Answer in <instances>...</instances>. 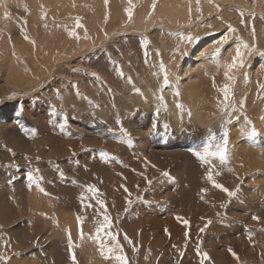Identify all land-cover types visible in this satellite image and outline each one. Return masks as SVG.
<instances>
[{"label": "rangeland", "instance_id": "obj_1", "mask_svg": "<svg viewBox=\"0 0 264 264\" xmlns=\"http://www.w3.org/2000/svg\"><path fill=\"white\" fill-rule=\"evenodd\" d=\"M59 1H9L5 11L10 16L5 23L10 24H0L4 44H0V264H121L116 257H124L126 264H264V174L248 153L264 139V66L260 80L258 77L254 86L249 85L251 66L264 60V0H228L225 6H214L212 0V4L209 0H175L181 3L172 8L188 11L182 24L157 16L166 6H162L164 0H131V18L125 11L129 0H108L107 7L105 0H66L69 4L63 0L67 4L63 9ZM140 12L146 16L137 24ZM15 13L17 17L12 16ZM44 33L48 40L41 43L38 36ZM225 35L227 42L220 44ZM247 37L249 41L244 42ZM239 40L249 48L239 47ZM229 44L245 53L243 66L232 69L231 80L225 79L224 71L234 56L221 63L222 67L210 66L213 76L205 71L203 82L200 80L203 96L206 94L208 103L216 98L203 107L212 112L205 126L195 124L189 96L179 99L183 104L175 110L179 122L172 117L167 99L161 105L154 100V107L146 105L149 96L145 94H153L151 89L163 85L165 73L168 82L182 85L176 76L181 58L199 46L204 48L203 58H217V50L222 54ZM23 45H31L40 57L32 63L20 52ZM12 57L19 78L8 85L5 68ZM225 85L230 94L227 109L222 104ZM250 89L257 90L258 101L251 106ZM220 95L223 99L216 97ZM235 128L238 140L246 138V149L230 138ZM224 133L228 151L226 162L221 163L211 154L220 150ZM206 153L205 163L201 157ZM209 167L219 173H212L214 181L236 192L235 197L230 199L211 186L206 179ZM88 187L96 191L88 192ZM39 197L47 202L51 198L53 207ZM105 213L111 227L97 233ZM253 216L259 219L253 220ZM84 235L89 237L85 249L80 247Z\"/></svg>", "mask_w": 264, "mask_h": 264}, {"label": "bare ground", "instance_id": "obj_2", "mask_svg": "<svg viewBox=\"0 0 264 264\" xmlns=\"http://www.w3.org/2000/svg\"><path fill=\"white\" fill-rule=\"evenodd\" d=\"M9 1H12V0H0V24H2V26H5V25H3V23H5V20H7V21H9L8 19H7V17L5 16V14H4V12H3V9H4V11L5 10H7L8 11V9H6V5L8 4V2ZM31 1V0H30ZM48 1V0H47ZM63 1V0H62ZM61 1V2H62ZM146 1H148V0H146ZM166 0H164V2H163V4H162V6L163 5H168L167 7L166 6H163L161 9H160V11H159V15H157V16H159V18L161 19H165L166 17H168V20H169V18H171L172 20L171 21H173L174 23L175 22H177V23H180L181 22V24H182V19H185V18H187V16H188V11L186 10V9H181V10H178L177 8H179V6L177 5L178 4V2L180 1H175V0H173V2H171L170 0L169 1H166ZM202 1V0H201ZM213 1V5L215 6V4L217 5H220V4H223V6H225V4L227 3V1L228 0H212ZM20 2H24V0L22 1V0H18V3H20ZM44 2V1H43ZM50 2V1H49ZM55 2V1H54ZM60 2V1H59ZM60 2V4L62 5L60 8H65V6L67 5V4H69V3H67L66 2V0H65V2L67 3V4H64V3H61ZM153 2V1H152ZM161 2V1H160ZM233 2H237V3H241V1L240 0H231V3H233ZM246 2V1H245ZM253 2V1H252ZM264 2V1H263ZM179 3H181V2H179ZM188 3H189V1H188ZM254 3V2H253ZM15 4V3H14ZM50 4H51V2H50ZM54 4V3H53ZM193 4H194V2H193ZM212 4V3H211ZM10 5V4H9ZM34 5V4H33ZM38 5V4H37ZM161 5V4H160ZM204 5H205V3H204ZM203 5V6H204ZM246 5V4H245ZM254 5H255V3H254ZM253 5V6H254ZM31 6V5H30ZM58 6V5H57ZM143 6H144V3H143ZM176 7L177 6V8H172V7ZM212 6V5H211ZM220 6H222V5H220ZM34 7V6H33ZM55 7V6H54ZM53 7V8H54ZM146 7V6H145ZM161 7V6H160ZM171 7V8H170ZM181 7V6H180ZM208 7H210L209 5H208ZM208 7H207V10H208ZM213 7V6H212ZM246 7H247V5H246ZM57 8V7H56ZM168 8H170V9H168ZM193 8V7H192ZM204 8H206V7H204ZM250 8V7H249ZM11 9H12V6H11ZM34 9V8H33ZM32 9V10H33ZM55 9V8H54ZM57 10V9H56ZM71 10V9H70ZM9 11H10V8H9ZM68 11V10H67ZM205 11V10H204ZM250 11V10H249ZM6 12V11H5ZM56 12V11H55ZM157 12H158V10H157ZM193 12V11H192ZM191 12V13H192ZM9 13V12H8ZM36 13H38V12H36ZM190 14V13H189ZM13 15H15L16 16V13L15 14H12V16ZM192 15V14H191ZM190 15V16H191ZM193 15H194V13H193ZM8 16H10V14H8ZM11 16V17H12ZM14 16V17H15ZM138 16V20H137V24H139V23H141L142 21H143V19H144V16H146L145 15V13H143V12H140V14H138L137 15ZM157 16H155V17H157ZM160 16H162V17H160ZM164 16H166V17H164ZM11 17L9 18V19H11ZM17 17V16H16ZM148 17H150V16H148ZM164 17V18H163ZM192 17V16H191ZM153 20H154V17L152 18ZM151 19V22H153V20ZM17 20V19H16ZM145 20V19H144ZM155 20H157V19H155ZM167 20V19H166ZM10 21H12V20H10ZM149 21V20H148ZM162 21H164V22H166L165 20H162ZM170 21V20H169ZM188 20H186V22H187ZM258 21V20H257ZM151 22H150V24H151ZM156 22V21H155ZM185 22V21H184ZM264 22V21H263ZM15 23V25H16V21L14 22ZM14 23H11L13 26H14ZM143 23V22H142ZM188 23V22H187ZM257 23V22H256ZM6 25L7 24H10V23H5ZM136 24V25H137ZM149 24V25H150ZM163 24V23H162ZM180 24V25H181ZM264 24V23H263ZM147 25V24H146ZM175 25V24H174ZM184 25V24H183ZM186 25V24H185ZM1 26V25H0ZM1 26V27H2ZM11 26V25H10ZM10 26H8L9 27V29H11L10 28ZM12 26V27H13ZM100 26V25H99ZM111 26V25H110ZM163 26H166V25H163ZM179 26V25H178ZM15 27V26H14ZM13 27V28H14ZM42 28H43V25L41 26ZM92 27V26H91ZM101 27V26H100ZM133 27V26H132ZM170 27V26H169ZM168 27V28H169ZM175 27H177V26H175ZM181 27H182V25H181ZM187 27V26H186ZM90 28V27H89ZM96 28H98L97 26H95V27H92V29H96ZM134 28H136V29H143V27H133V29ZM178 28V27H177ZM1 29V28H0ZM3 29H6V28H3ZM9 29L7 28L6 30H8L9 31ZM29 29V28H28ZM33 29V28H32ZM45 29V28H44ZM49 29V28H48ZM55 29V28H54ZM91 29V30H92ZM184 29V28H183ZM209 29V28H208ZM35 30V29H34ZM207 30V29H206ZM36 31V30H35ZM38 31V30H37ZM52 31V30H51ZM84 31V30H83ZM95 31V30H94ZM97 31H98V29H97ZM97 31H95V32H97ZM0 32H2V31H0ZM6 32V34L5 35H7V31H5ZM4 32V33H5ZM11 31H9V33H10ZM39 33H42L43 34V32H42V30L41 31H38ZM44 32H46V31H44ZM102 32V31H101ZM221 32V31H220ZM62 33V32H61ZM60 33V34H61ZM108 33V32H107ZM224 33V32H223ZM32 34V33H31ZM45 34L46 33H44V35H39L38 36V34H36V35H34V37L36 38L37 36H38V38L39 37H41V39H43L42 41H41V39H40V41H41V43L43 42V43H46L47 42V38H48V36L46 37L45 36ZM59 34V35H60ZM99 34V33H98ZM161 34V33H160ZM189 34V33H188ZM247 34V33H246ZM4 34H2V36H3ZM4 35V36H5ZM49 35H50V33H49ZM54 35V34H53ZM63 36V35H62ZM95 36V35H94ZM102 37L104 36V35H101ZM100 36V37H101ZM172 36V35H171ZM185 36V35H184ZM256 36H257V34H256ZM50 37V36H49ZM101 37V38H102ZM2 39L4 38V37H1ZM33 38V37H32ZM55 38V37H54ZM58 38H62L61 37V35H60V37H57V40H58ZM96 38H97V36H96ZM144 38V40H145V37H143ZM154 38V37H153ZM51 39V38H50ZM59 39V40H60ZM89 39V38H88ZM105 39V38H104ZM212 39V38H211ZM25 40V39H24ZM34 41H36L35 39H33ZM38 40V39H37ZM52 40V39H51ZM55 40V39H54ZM58 40V41H59ZM244 40V39H243ZM246 41H244V42H248L249 40H248V37H247V39H245ZM26 41V40H25ZM39 41V42H40ZM236 41V40H235ZM235 41H233V42H235ZM253 41V40H252ZM3 42V41H2ZM1 41H0V44L2 45L3 43H2ZM6 41H4V43H5ZM13 43H14V41H12ZM16 42H18L19 43V40L17 41L16 40ZM38 42V41H37ZM38 42V43H39ZM208 42V41H207ZM243 42V43H244ZM250 42H251V40H250ZM254 42V41H253ZM252 42V43H253ZM31 43V42H30ZM49 43H50V45L52 44V42L51 41H49ZM49 43H47V44H49ZM54 44H55V42H53ZM170 43V42H169ZM210 43H212V41L210 42ZM251 43V44H252ZM16 44V43H15ZM20 44V43H19ZM32 44H33V42H32ZM237 44L238 45H240L239 47H241V45H242V41H238L237 42ZM246 44V43H245ZM4 45V44H3ZM13 46H14V44H12ZM36 45V44H35ZM35 45H33L34 47H35ZM210 45V44H209ZM16 47H17V45H15ZM20 46V45H19ZM26 46V45H25ZM24 45H23V48L21 49V53L22 54H25L30 60H31V62L33 63L35 60H36V56L38 55V57H40L39 56V54H37V53H35L34 52V48L31 46V45H29L28 47H25ZM53 46H55V45H53ZM84 46H85V44H84ZM150 46V45H149ZM223 46H225V44L223 45ZM234 46H236V45H233V44H229V46H227L225 49L223 48V52H222V54H219V55H217V58L215 57V56H211V55H209V56H206L207 54H209V53H207L205 56L206 57H202V55L204 54V48H203V46H199L198 48H196L195 50H192L191 52H190V54H187V56L183 59V58H181V60H180V64L178 65V67L176 68V73H177V77L179 76V79L181 80V83H182V85L180 84V85H178V84H175L174 82H172V81H169L168 82V85L167 86H164V84L163 85H161V83H160V86H157V89H155V90H152L151 89V91H153V94L152 93H149V94H145V96L147 97V95L149 96V98H148V100H147V104L146 105H149V106H151V107H154V101H156V103H157V105H161L163 102H165L164 100H163V98H165V99H167V101H170L169 103V111L171 112V114H172V117L173 118H175V120L176 121H178L179 122V119H180V114H179V112H176L175 110H180V108H182V106H183V104H182V101H180L179 99H186V98H188V96H189V98L190 99H192V102H190V103H192V105L191 104H189V106H190V110H191V113H192V118L194 119V121H195V124H197V125H199V127H203V126H205L206 124H207V118L209 117V116H211L212 115V112H208V110H206V109H203V107L204 106H206V105H208V104H210V101L211 100H213L212 98H214V97H212L211 98V100L209 101V103H208V101H207V98L205 97V95L203 96V93H202V90H203V85H201V82H200V80L203 82V79H201L202 77H204L203 75L205 74V71L208 69L209 70V67L210 66H212L213 67V65H214V69L216 68L217 69V67L219 66H215V65H217V64H220L221 65V67L223 66L221 63H223L225 60H228V62H229V59L231 60V58L233 57V56H235V52H236V49H235V47ZM251 46V45H250ZM38 47H40V46H38ZM49 47H51V46H49ZM56 47V46H55ZM20 48V47H19ZM203 48V50L201 51V49ZM12 49V48H11ZM16 49H18V48H16ZM39 49H41V47L39 48ZM253 49V48H252ZM90 50V49H89ZM208 51V50H207ZM244 51V50H243ZM253 51V50H252ZM41 52H43V51H39V53H41ZM206 52V51H205ZM45 53V52H44ZM243 54H245V53H243ZM8 56H13L12 54H8ZM157 56V55H156ZM219 56V57H218ZM42 57V56H41ZM45 57V56H44ZM44 57H42V58H44ZM251 57V56H250ZM46 58V57H45ZM38 60V59H37ZM204 60H208V62L210 63V64H207ZM203 61H204V63H206L207 65H205V64H203ZM243 62H244V60H243ZM252 63H253V61H252ZM227 64V63H226ZM264 64V60H258V61H256L251 67L252 68H250V71H249V74H250V76H249V85H255L254 84V82H257V78L260 76V74H262L261 72H262V68H263V65ZM18 65H16V63H15V60H14V58L12 57V58H8L7 59V63H6V68H5V81H7V84L8 85H13V84H15V81L17 80V78H19V76H18V72H19V67H17ZM262 67V68H261ZM39 69H40V67H39ZM43 69H45V68H43ZM237 69H239V68H237ZM42 70V69H41ZM207 70V71H208ZM220 70V69H219ZM40 71V70H39ZM43 71V70H42ZM206 71V73H209V71H211V75L213 76V73H212V69L211 70H209L208 72ZM215 71V70H214ZM235 71V70H234ZM247 72H248V70H246ZM216 72V71H215ZM225 72V71H224ZM236 72V71H235ZM247 72H246V74H247ZM164 73V72H163ZM222 73L223 72H220V74H221V76L220 77H222L223 78V75H222ZM232 73V72H231ZM229 74H230V72H229ZM264 74V73H263ZM126 75V74H125ZM206 75H208V74H206ZM248 75V74H247ZM99 76V75H98ZM97 76V77H98ZM117 76V75H116ZM138 76V75H137ZM215 76H218V74L217 75H215ZM242 76V75H241ZM263 76V75H262ZM209 77H210V75H209ZM231 77V76H230ZM99 78V77H98ZM117 78V77H116ZM137 78H139V77H137ZM140 78H142V76L140 77ZM218 78V77H217ZM260 78L261 77H259V80H260ZM136 79V78H135ZM149 79V78H148ZM154 79H156L155 77H154ZM158 79V78H157ZM205 79H207V77L205 78ZM226 79V78H225ZM248 79V78H247ZM247 79H245V80H247ZM259 80H258V82H259ZM146 81H148V80H146ZM154 81V80H153ZM159 81V80H158ZM174 81V80H173ZM213 81V80H212ZM132 82V81H131ZM221 83H222V81H220ZM223 82H225V81H223ZM190 84L191 83V88H189L190 87V85H188V84ZM207 83H208V85H210L209 84V81H207ZM133 84V83H132ZM186 84L188 85V86H186ZM229 84V83H228ZM258 84V83H257ZM205 85H207L206 83H205ZM222 86H223V84H222ZM217 87H219V85H217ZM247 87H248V85H247ZM256 87V86H255ZM210 88H212V87H210ZM222 88V87H221ZM221 88H220V90H221ZM239 88V87H238ZM249 88V87H248ZM208 89V88H207ZM206 89V90H207ZM246 89V88H245ZM215 90H217V89H215ZM238 90H241V89H238ZM251 91H250V94H249V106H251V105H253L255 102H258V101H256V96H257V93H256V91H254V90H252V89H250ZM218 91V90H217ZM234 91V90H233ZM242 91V90H241ZM207 92V91H206ZM209 92H210V90H209ZM222 92V91H221ZM240 92V91H239ZM212 93V92H211ZM217 93V92H216ZM220 93V92H219ZM223 93V92H222ZM249 93V92H248ZM178 94V95H177ZM214 94V93H213ZM221 94V93H220ZM238 94V93H237ZM236 93H235V95H237ZM214 95H216V94H214ZM213 95V96H214ZM218 95V94H217ZM223 95V94H222ZM222 95H220V97L219 96H216V97H218L219 99L221 98V96ZM240 95V94H239ZM242 95V94H241ZM244 95V94H243ZM211 97V96H210ZM214 99H216V98H214ZM221 99H223V98H221ZM154 100V101H153ZM186 100H188V99H186ZM218 100V99H217ZM190 101V100H189ZM214 101V100H213ZM212 101V102H213ZM219 101V100H218ZM246 101V100H245ZM222 102V101H221ZM220 102V103H221ZM146 103V102H145ZM216 103V102H215ZM214 103V104H215ZM220 103H218V104H220ZM230 103V102H229ZM166 104H168V103H166ZM179 104V108L178 109H176L177 108V105ZM222 104H224L223 102H222ZM246 104H248V103H246ZM258 104V103H257ZM144 105V104H143ZM211 105V104H210ZM209 105V106H210ZM248 106V105H247ZM208 107V106H207ZM214 107V106H213ZM211 107H209V109H210ZM248 108V107H247ZM145 109V108H144ZM149 109V108H148ZM249 109V108H248ZM214 110V109H213ZM220 110V109H219ZM256 110H258V109H256ZM259 110H260V107H259ZM177 113V114H176ZM227 113V112H226ZM251 113V112H250ZM170 114V115H171ZM260 114V113H259ZM184 115V114H183ZM187 115V114H186ZM171 117V118H172ZM181 117H182V115H181ZM214 118V117H213ZM238 118V117H237ZM259 118V117H258ZM181 119H183V118H181ZM192 119V120H193ZM209 121V120H208ZM236 121V120H235ZM238 121V120H237ZM150 122V121H149ZM177 122V123H178ZM263 122H264V120H263ZM170 123H171V121H170ZM169 123V124H170ZM262 123V122H261ZM158 124V123H157ZM250 124V123H249ZM263 124V123H262ZM148 126V125H147ZM183 126V125H182ZM188 126V125H187ZM264 126V125H263ZM133 128V127H132ZM138 128V127H137ZM143 128V127H142ZM181 128V127H180ZM180 128H178V129H180ZM251 128V127H250ZM204 130H205V128H203ZM236 129V128H235ZM263 129V128H262ZM130 130H132V129H130ZM136 130V129H135ZM146 130V129H145ZM177 130V129H176ZM237 130V129H236ZM143 132V131H142ZM147 132V131H146ZM206 132V131H205ZM238 130L237 131H234V132H232V136L230 137L231 139H232V141H235V143H236V145H237V142L236 141H238L239 143H242L241 145H243V147L246 149V146H247V141H246V138H242V139H240V140H238L236 137H235V134L236 135H238ZM240 132V131H239ZM243 132V131H242ZM137 133H139V135H143V134H140V132H137ZM165 133V132H164ZM172 133V132H171ZM148 134V133H147ZM146 134V135H147ZM242 134V133H241ZM208 135V134H207ZM200 136V135H199ZM196 137V136H195ZM203 137H205V135L203 134ZM202 137V138H203ZM242 137H243V135H242ZM134 138V137H133ZM197 138V137H196ZM207 138V137H206ZM229 138V137H228ZM149 139V138H148ZM155 139V138H154ZM190 139V138H189ZM204 139V138H203ZM199 140V139H198ZM201 140V139H200ZM207 140V139H206ZM205 140V141H206ZM145 141V140H144ZM148 141V140H147ZM150 142V141H149ZM148 142V143H149ZM249 142V141H248ZM159 143V142H158ZM189 144V143H188ZM205 144V143H204ZM228 144V143H227ZM231 144V143H230ZM229 144V145H230ZM255 144V143H254ZM199 145V144H198ZM228 145V146H229ZM246 145V146H245ZM138 146V145H137ZM232 146V145H231ZM234 146V145H233ZM249 146H251V145H249ZM156 148V147H155ZM191 148V147H190ZM253 148V147H252ZM255 151L254 150H248V153H249V155H250V158L252 159V161H254L255 163H256V165H257V167H258V169L259 170H261V173L262 174H264V139L263 140H260L258 143H257V145L255 146ZM122 149V148H121ZM214 149V148H213ZM158 150H159V148H158ZM217 150V149H216ZM145 151V150H144ZM151 151V150H150ZM192 151V150H191ZM193 151H195L194 149H193ZM212 151H214V150H212ZM211 151V152H212ZM228 151V150H227ZM230 151V150H229ZM257 151V152H256ZM121 152H122V150H121ZM188 152V151H187ZM197 152H198V150H197ZM205 152V151H204ZM149 153V152H148ZM159 153H161V151L159 152ZM164 154V153H163ZM172 154V153H171ZM174 154V153H173ZM208 154V153H207ZM242 154V153H241ZM244 154H246V153H244ZM121 156H123V155H121ZM148 156V155H147ZM169 156V155H168ZM183 156V155H182ZM195 156V155H194ZM201 156V155H200ZM208 156V155H207ZM243 156H245V155H243ZM196 157V156H195ZM212 157V156H211ZM146 158V157H145ZM150 158H152V157H150ZM243 159V158H242ZM256 159H258V160H256ZM150 160V159H149ZM153 161H154V159H152ZM239 160V159H238ZM158 161H160V160H158ZM183 161V160H182ZM211 161V160H210ZM209 160H208V162H210ZM247 161V160H246ZM250 161V160H249ZM146 162V161H145ZM200 162V161H199ZM239 162H242V160L241 161H239ZM193 163V162H192ZM195 163V162H194ZM211 163V162H210ZM243 163V162H242ZM254 163V164H255ZM148 164V163H147ZM156 164V163H155ZM214 165V164H213ZM212 165V166H213ZM104 166V165H103ZM142 166H144V164L142 165ZM146 166V165H145ZM180 166V165H179ZM183 166V165H182ZM185 166V165H184ZM190 166V165H189ZM207 166V165H206ZM147 167V166H146ZM153 167V166H152ZM210 167H211V164H210ZM210 167H209V169H210ZM227 167V166H226ZM242 167V166H241ZM180 168V167H179ZM203 168V167H202ZM201 168V169H202ZM212 168V167H211ZM215 168V167H214ZM218 168V167H217ZM115 169V168H114ZM146 170H147V168H145ZM149 169V168H148ZM150 169H152V168H150ZM242 169V168H241ZM248 169V168H247ZM178 170V169H177ZM195 170V169H194ZM207 170V169H206ZM237 170V169H236ZM258 170V171H259ZM145 171V170H144ZM174 171V170H173ZM181 171V170H180ZM197 171V170H196ZM200 171V170H199ZM204 171V170H203ZM209 171V170H208ZM211 171H212V169H211ZM213 171H214V169H213ZM216 171V170H215ZM223 171V170H222ZM240 170H238L237 171V173L239 172ZM124 172V171H123ZM146 172V171H145ZM176 172V171H175ZM198 172V171H197ZM206 173H207V171H205ZM217 172H218V169H217ZM227 172V171H226ZM225 172V173H226ZM180 173V172H179ZM178 173V174H179ZM195 173V172H194ZM205 173V174H206ZM211 173H213V172H211ZM260 173V172H259ZM153 174V173H152ZM217 175L215 172L213 173V175ZM107 175V174H106ZM180 175V174H179ZM182 175V174H181ZM196 175V174H195ZM200 175V174H199ZM208 175V174H207ZM214 175V176H215ZM237 175V174H236ZM261 175V174H260ZM79 176V175H78ZM201 176V175H200ZM205 176V175H204ZM77 177V176H76ZM123 177V176H122ZM158 177V176H157ZM195 177V176H194ZM197 177V176H196ZM207 177V176H206ZM220 176H216V178H219ZM222 178H223V176H222ZM261 178V177H260ZM187 179V178H186ZM183 181V180H182ZM181 181V182H182ZM220 181V180H219ZM86 182V181H85ZM184 182H186V181H183L182 183H184ZM201 182V181H200ZM186 184V183H185ZM199 184V183H198ZM206 184V183H205ZM211 184V183H210ZM221 184V183H220ZM194 185V184H193ZM97 186V185H96ZM175 186V185H174ZM197 186V185H196ZM204 187H205V185H203ZM211 186H212V184H211ZM195 187V186H194ZM170 188H172V187H170ZM177 188V187H176ZM206 188H208L207 186H206ZM205 188V191L207 192V190L208 189H206ZM36 189V188H35ZM197 189H199L198 191L201 193V189L200 188H197ZM202 189H204V188H202ZM211 189H213V187L211 188ZM210 188H209V190L210 191H212ZM171 190V189H170ZM178 190V189H177ZM176 190V191H177ZM39 191V190H38ZM173 191V190H172ZM189 191V193H190V190H188ZM192 191V190H191ZM33 192V191H32ZM205 193V192H204ZM168 194V193H167ZM171 194V193H170ZM170 194H168V196L170 195ZM259 194H261V193H259ZM173 194H171L170 196H172ZM210 195V194H209ZM217 195V194H216ZM221 195V194H220ZM257 195H258V193H257ZM31 196V195H30ZM30 196H29V198H30ZM103 196V195H102ZM166 197L165 196V198H169V197ZM259 196V195H258ZM46 197V199H48L47 198V196H45ZM84 197V196H83ZM106 197V196H105ZM162 197H164V196H162ZM211 197V196H210ZM226 197V196H225ZM261 197H263L262 195H261ZM37 198V197H36ZM35 198V199H36ZM91 198V197H90ZM99 198V197H98ZM182 198H184V197H182ZM204 198H206V197H204ZM42 198H40L39 197V199L38 200H41ZM201 199V198H200ZM183 200V199H182ZM37 201V200H36ZM36 201H34V203L36 202ZM47 202V200H44V199H42V202ZM29 202H31L32 203V201H29ZM51 202V198H50V201L48 200V202H47V204L46 205H48L50 208L51 207H53V204H52V202ZM90 202V201H89ZM38 203V202H37ZM39 204H41L40 206H42V203H41V201H40V203H38V205ZM175 204V203H174ZM43 205H44V203H43ZM187 205L189 206L190 204H188L187 203ZM209 205V204H208ZM29 206V205H28ZM33 206V205H32ZM31 206V207H32ZM173 206V205H172ZM171 206V207H172ZM197 206V205H196ZM38 207V206H37ZM43 207H46V206H43ZM43 207H41V208H43ZM185 207H186V205H185ZM209 207H211V206H209ZM34 208H36V207H34ZM29 209H30V207H29ZM37 209V208H36ZM35 209V210H36ZM38 209H39V207H38ZM184 209V208H183ZM52 210H54V209H52ZM189 210V209H188ZM256 210V209H255ZM42 211V210H41ZM40 211V212H41ZM165 211V210H164ZM167 211V210H166ZM191 211V210H190ZM38 212V211H37ZM45 212H46V210H45ZM52 212V211H51ZM186 212H187V209H186ZM49 213V212H48ZM70 212H66V214L68 215ZM256 213V212H255ZM40 214V213H39ZM52 214V213H51ZM42 215V214H41ZM50 215V214H49ZM169 215V214H168ZM30 216V215H29ZM52 216V215H51ZM71 216V215H70ZM177 217V216H176ZM69 218V216H67L66 217V219H68ZM72 218H73V216H72ZM31 219H32V217L30 218V221L29 222H31V223H33V221H31ZM152 219V218H151ZM40 220V219H39ZM43 220V219H42ZM42 220H40V221H42ZM150 220V219H149ZM50 222H52V221H50ZM175 222H176V220H175ZM37 223V222H36ZM45 223V222H44ZM53 223V222H52ZM73 223H75L74 221H71V224H72V226L74 225ZM35 224V223H34ZM47 224V223H46ZM71 224L69 225V227L71 226ZM32 225V224H31ZM36 225V224H35ZM38 225V224H37ZM43 225V224H42ZM65 225H66V223H65ZM65 225H62V226H65ZM67 225H68V223H67ZM86 225V224H85ZM235 226H236V224H234ZM41 226V225H40ZM58 226V225H57ZM228 226V225H227ZM35 227V226H34ZM65 227H67V226H65ZM74 227V226H73ZM33 228V227H32ZM36 228H37V226H36ZM41 228H43V227H41ZM46 228V227H45ZM44 228V229H45ZM59 228V227H58ZM75 228V227H74ZM34 229V228H33ZM32 229V230H33ZM37 229H40V228H37ZM84 229V228H83ZM229 229V228H228ZM232 229V228H231ZM234 229V228H233ZM49 230V229H48ZM58 230H60V229H58ZM87 230H88V228H87ZM143 230H148V229H143ZM29 230L27 229V232H28ZM40 231H41V229H40ZM52 231V230H51ZM55 231V230H54ZM63 231H65V230H63ZM68 231V230H67ZM105 231V230H104ZM239 231V230H238ZM36 232V231H35ZM42 232V231H41ZM56 232V231H55ZM59 232V231H58ZM60 232H61V230H60ZM82 232V231H81ZM86 232V231H85ZM29 233V232H28ZM50 233H52V232H50ZM50 233H48L49 235H50ZM62 233V232H61ZM60 233V234H61ZM90 233V232H89ZM231 233V232H230ZM53 234V233H52ZM56 233H54V235H55ZM76 234V233H75ZM87 234H88V232H87ZM216 234V233H215ZM219 234V233H218ZM217 234V235H218ZM240 234V233H239ZM21 235V234H20ZM56 235H59L58 233L56 234ZM63 235V234H62ZM74 235V234H73ZM78 235V234H77ZM76 235V236H77ZM220 235V234H219ZM225 235V234H224ZM229 235V234H228ZM22 236V235H21ZM75 236V235H74ZM85 236V235H84ZM83 236V237H84ZM208 236V235H207ZM206 236V237H207ZM246 236V235H245ZM65 237V236H64ZM78 237H80L81 238V236H78ZM204 237V236H203ZM222 237V236H221ZM43 238V237H42ZM54 238H55V236H54ZM76 238V237H75ZM205 238V237H204ZM237 238V237H236ZM235 238V239H236ZM239 238V237H238ZM31 239H32V237H31ZM39 239V238H38ZM60 240H61V238H59ZM78 239V238H77ZM234 239V238H233ZM234 239V240H235ZM45 240H46V238H45ZM27 241V240H26ZM78 241V240H77ZM76 241V242H77ZM88 241H89V237L86 235L84 238H83V240H82V245H80V247H82L83 249H85V248H87V246H86V244L88 243ZM216 241V240H215ZM222 241V240H221ZM226 241H227V239H226ZM243 241V240H242ZM220 242V241H219ZM26 243V242H25ZM203 243V242H202ZM212 242H210L209 244H211ZM213 243H216V242H213ZM78 244V243H77ZM220 244V243H219ZM222 244V243H221ZM239 244V243H238ZM211 246V245H210ZM212 247H214V246H212ZM206 248V247H205ZM80 249V248H79ZM229 250V249H228ZM243 250V249H242ZM82 252V251H81ZM255 260V259H254ZM257 264H258V262H257Z\"/></svg>", "mask_w": 264, "mask_h": 264}, {"label": "snow or ice", "instance_id": "obj_3", "mask_svg": "<svg viewBox=\"0 0 264 264\" xmlns=\"http://www.w3.org/2000/svg\"><path fill=\"white\" fill-rule=\"evenodd\" d=\"M107 3H108V0H105V6L107 7ZM209 3H211V0H209ZM129 4H130V7L128 9H126V14L129 16V18H131V15H132V5H131V0H129ZM8 13L5 12V16L7 17ZM77 27H79V23H77ZM234 31V29H231L229 28V32H232ZM71 35V33H70ZM27 39V37H25ZM192 38L189 37V40H191ZM228 40V36L225 35L224 39L221 40L219 43L220 44H223L225 42H227ZM243 48L245 49H248L249 46L247 44H242L241 45ZM217 55H219V50H217ZM243 66V54L242 52L240 51V48L238 47L236 49V52H235V56L232 58V62L231 64L227 65L226 66V70H225V78L226 80H231L232 77L229 76V72L232 71V69L234 68H237V67H242ZM161 71L163 72L164 69L163 67L161 68ZM118 74H120L122 76V73L119 72L118 70ZM131 82V81H129ZM163 84L164 86H167L168 85V77H167V74L165 73L164 75V80H163ZM73 87H76V86H73ZM262 88H264V85H261ZM138 91V90H137ZM222 92H223V95H224V98H225V103H224V109H227L228 108V104H227V101L230 97V94H229V87L228 85H225V87L222 89ZM243 105V101H241V106ZM177 107H180L179 105H177ZM222 109V110H224ZM251 135L255 136L256 135V132L253 130L251 132ZM224 136V142H223V145L220 146V150L217 152V153H212L211 155H213L214 157L218 158L220 160L221 163H225L226 162V152H227V148H226V145H227V134L224 133L223 134ZM102 157L105 156L106 154L104 153H101L100 154ZM208 154L206 153V155L204 157H201L202 161H204L205 163L207 162V159H206V156ZM219 173H217L218 175ZM163 175L167 176L168 173H164ZM27 179L31 180L32 177L31 176H28ZM206 179L212 184V186L222 192H224L230 199L235 197L236 196V192H233V191H230L228 190L227 188L223 187V185L219 184V183H216L213 179V175L211 173V169H209V174L207 175ZM151 183V182H149ZM88 192H95L96 190L92 187H88L86 189ZM125 191H127V189L125 188ZM202 191V194L204 192V190H201ZM126 203H130V201H126ZM101 207H104L103 204L100 205ZM223 207V205H222ZM179 219V218H178ZM253 220H258L259 218L258 217H255L253 216L252 217ZM186 223V222H185ZM78 224H79V218H78ZM111 227V224H110V218L109 216L105 213V215L103 216V224H101V226L99 228H97V233H99L102 229H107V228H110ZM187 236V233L185 234ZM125 240L127 241L128 240V237L127 235L125 234ZM111 239L113 241L116 240V237L115 236H112ZM249 239H251V237H249ZM69 241H70V247H71V239L69 237ZM231 251V250H230ZM199 254V253H198ZM101 255H104V253L102 252ZM182 255V254H181ZM233 255L235 256V253H233ZM205 258H206V254H205ZM0 259H3L2 256H0ZM116 259H118L121 264H126V260L124 257H116Z\"/></svg>", "mask_w": 264, "mask_h": 264}]
</instances>
